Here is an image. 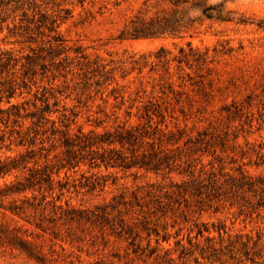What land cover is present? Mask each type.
Listing matches in <instances>:
<instances>
[{"label":"rangeland","instance_id":"obj_1","mask_svg":"<svg viewBox=\"0 0 264 264\" xmlns=\"http://www.w3.org/2000/svg\"><path fill=\"white\" fill-rule=\"evenodd\" d=\"M145 1L14 0L2 5V96L13 92L11 103L32 111L48 107L56 126H69L71 134L136 123L150 100L164 98L175 110L176 120L168 123H177L194 139L213 133L216 155L213 149L195 155V177L93 169L86 161L59 173L65 187L57 204L75 210V220H46L50 230L43 231L3 215L2 209L0 219L41 244L46 264H264V193L231 195L227 176L239 177L242 169L253 179L264 178V0H208L224 4L233 21L206 20L182 39H122ZM189 43L203 56L202 65L178 62L181 50L191 53ZM162 48L167 62L155 57ZM1 107H9L6 99ZM16 130L12 122L6 128L0 121V158L27 150ZM27 131L33 132L31 121L24 125ZM61 152H52L50 159ZM215 172L218 190L178 194L176 185L202 173L209 182ZM97 175L112 177L106 187L93 189L90 181ZM60 194L55 191L47 201ZM105 206L113 223L123 218L134 232L119 235L100 224L96 216L101 218ZM51 210L47 214L54 217ZM0 264L39 263L0 242Z\"/></svg>","mask_w":264,"mask_h":264},{"label":"trees","instance_id":"obj_2","mask_svg":"<svg viewBox=\"0 0 264 264\" xmlns=\"http://www.w3.org/2000/svg\"><path fill=\"white\" fill-rule=\"evenodd\" d=\"M12 1L14 0H0V7ZM36 1L38 0H31V2L28 0V3L36 4ZM150 3L151 6H149ZM59 7H62V4H59ZM150 7L155 10L151 15H149ZM3 13L0 9V23L6 21ZM65 13L68 16L69 10H65ZM206 20L227 23L232 22L233 18L231 13L226 11L224 4L212 5L208 0H146L144 8L130 21L121 36L122 39H182L187 35L192 36L197 30V24ZM57 21L58 19L52 21L53 32ZM188 46L191 53L181 50L182 56L178 62L188 64L189 61H195L202 65V62H205L203 56L194 50L190 43ZM167 55L168 52L162 48L155 57L160 62H167ZM0 61H2L1 56ZM2 95L3 92L0 91V121L6 125V128L11 122L16 129L19 128L20 130H16L19 135V145H28V147L25 152L16 156L0 158V180H6L0 185V209L3 210V215L10 213L43 231L50 230L45 228L46 220L54 223L58 220L73 221L77 218L75 210H66L62 205L57 204V201L61 200L65 187V183L59 180L62 169L70 171L88 161L89 167L93 169L101 167L107 170L112 168L123 171L137 169L164 176L177 172L179 175L195 177L193 171L195 155L199 152L210 153V149L215 147L214 135L211 132L199 133V137L194 139L177 123L171 126L168 119L176 120L175 110L164 98L155 102L150 100L144 106V114L136 123L126 122L110 129L104 127L101 132L91 130L84 133L80 129L77 134H71L69 126H65L63 130L56 126V122L49 116L51 112L48 107L35 108L36 110L32 111L24 106L12 104L11 99L14 98V94L11 92L5 98L9 107L4 109L1 107L5 100ZM27 121H31L33 132H24ZM48 125H50L49 128ZM101 125L100 122L97 127ZM182 144L186 148L181 147ZM58 149L62 150L61 155L50 159L51 153ZM216 151L217 148L213 149V155H216ZM42 160L44 163L41 162ZM238 172L239 177L227 175L230 178L228 186L232 190L231 195L241 196L246 192L264 193L263 177L253 179L242 169ZM202 175L203 173L199 178L180 186L176 185L178 194L201 196L203 195L201 190L204 188L212 191L221 188L220 178L217 177L216 172L212 173L209 182H205ZM10 177L13 179L7 181ZM111 177V175H97L95 180L90 181L91 187L93 189L106 187ZM57 190L61 192L57 200L47 201L48 196L53 197ZM135 200L138 205L141 203V198L137 194ZM156 200L160 207L164 206L161 197H157ZM50 206L52 208L50 212L54 214V217H49L47 214ZM110 216L108 206H105L101 218L96 216V220L100 224L109 226L119 235L134 232L133 227L123 218L115 224ZM26 233L27 231H23L22 227L11 228L9 222L0 219L2 245L19 249L37 263L46 264L47 258L42 251V245L35 240H30L31 235Z\"/></svg>","mask_w":264,"mask_h":264}]
</instances>
